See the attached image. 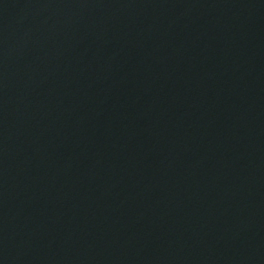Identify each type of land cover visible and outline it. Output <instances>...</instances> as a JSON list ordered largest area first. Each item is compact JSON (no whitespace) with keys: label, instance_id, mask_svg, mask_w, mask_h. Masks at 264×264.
<instances>
[{"label":"water","instance_id":"95a60500","mask_svg":"<svg viewBox=\"0 0 264 264\" xmlns=\"http://www.w3.org/2000/svg\"><path fill=\"white\" fill-rule=\"evenodd\" d=\"M0 264H264V0H0Z\"/></svg>","mask_w":264,"mask_h":264}]
</instances>
